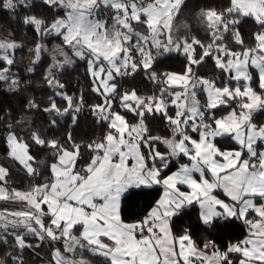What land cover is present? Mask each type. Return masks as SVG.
<instances>
[{"label":"snow or ice","instance_id":"1","mask_svg":"<svg viewBox=\"0 0 264 264\" xmlns=\"http://www.w3.org/2000/svg\"><path fill=\"white\" fill-rule=\"evenodd\" d=\"M0 10V264H264V0Z\"/></svg>","mask_w":264,"mask_h":264},{"label":"trees","instance_id":"2","mask_svg":"<svg viewBox=\"0 0 264 264\" xmlns=\"http://www.w3.org/2000/svg\"><path fill=\"white\" fill-rule=\"evenodd\" d=\"M195 2V0H189V6L191 7V4ZM35 11H40L39 8L35 9ZM0 22H4L6 24H9L11 27L16 28V21H13L10 19L9 15L7 14V12L5 10H0ZM16 31L18 33L23 32L22 29L20 28H16ZM245 31H247V27H245ZM27 37L31 38L33 36V33L31 31H27L26 32ZM165 67L172 69V70H179V65L175 62H168ZM211 69V62H209V64L206 66L205 69H203L204 71H210ZM83 69H77L75 71H69L68 73L65 74V76L63 77V80L66 83L67 86V90L69 91V93L71 94L72 92H76L79 90V88H83L85 94H86V99L88 100L89 103L92 102H96L97 98L95 97L94 94H89V82L87 81V79L83 76ZM34 80L36 81L35 83V88L34 91L35 93H37V98L38 99H43L46 98V96L49 94L48 89L43 85L42 81L40 80V76L39 73H37L34 77ZM12 103H15V101H12ZM58 103L63 104L62 101H60L58 99ZM87 128V124L82 122L81 123V128L76 130V131H81L83 132L84 130H86ZM3 153L0 152V155H2ZM13 184L14 186L17 187H21V180L19 177L17 176H13ZM158 198V197H157ZM147 202L145 197H140L139 199H137L135 201L136 204V210H139V207L143 204H145ZM194 220V218H193ZM193 220H189L188 217H184L183 218V222L186 223H193ZM195 236H199L200 233L199 232H195L194 233ZM232 237H226V239H230ZM42 253L46 252L47 249L42 247L40 250ZM26 259L31 261V256L30 255H26Z\"/></svg>","mask_w":264,"mask_h":264}]
</instances>
